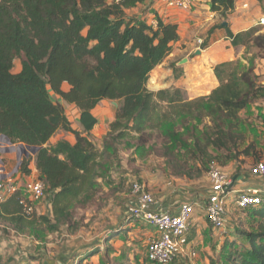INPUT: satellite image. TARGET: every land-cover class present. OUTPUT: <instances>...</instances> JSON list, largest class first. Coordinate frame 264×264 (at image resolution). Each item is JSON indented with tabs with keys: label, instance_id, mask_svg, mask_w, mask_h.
<instances>
[{
	"label": "trees",
	"instance_id": "obj_1",
	"mask_svg": "<svg viewBox=\"0 0 264 264\" xmlns=\"http://www.w3.org/2000/svg\"><path fill=\"white\" fill-rule=\"evenodd\" d=\"M144 2L0 0V134L14 144L39 148L34 156H22L16 176L25 183L29 180L33 158L34 178L45 185L44 197L36 206L45 198L52 205L51 215L38 214L37 208L27 214L18 192L2 202L0 222L11 223L21 233L32 230L37 239L70 222L73 207L96 193L108 153L116 155L112 144L133 133L144 140L152 130L161 132L167 139L164 157L176 177L198 178L203 165L222 158L225 164L240 155L238 145L244 137L238 132L240 115L253 102L264 100V83L256 73L254 56L215 65L219 85L208 96L190 100L180 89L152 92L148 88L151 72L171 55L180 34L178 24L156 14L153 24L144 16L127 13ZM235 2L210 0L211 10L225 17ZM218 27L224 28L222 23ZM225 28L233 46L264 48L259 28L236 35ZM202 45L207 42L203 40ZM17 59L20 65L15 71ZM102 100L120 104L100 149L91 131L98 123L93 110ZM67 104L79 109L78 129L73 128ZM205 119L212 124H204ZM61 132L74 135L75 141L61 137L52 142ZM126 143L143 158L154 151L146 150L144 142ZM250 145L244 153H250ZM209 148L228 154L215 155ZM191 159L200 162L202 170L197 174L189 167ZM249 217V230L235 229L243 247L226 240L223 263L264 264V201L252 207ZM211 263L219 264L213 258Z\"/></svg>",
	"mask_w": 264,
	"mask_h": 264
},
{
	"label": "rangeland",
	"instance_id": "obj_2",
	"mask_svg": "<svg viewBox=\"0 0 264 264\" xmlns=\"http://www.w3.org/2000/svg\"><path fill=\"white\" fill-rule=\"evenodd\" d=\"M245 3L248 4L247 7H243ZM235 6L237 9L228 11L227 15L221 16L219 20L229 21L235 29L244 27L248 23L253 24L259 28L257 34H264V27L258 25V19L264 13V1L236 0ZM203 31L204 29L199 30V38H202L200 36L204 33ZM197 44L199 45L198 40ZM260 44H263L262 41ZM252 56L255 58L256 73L260 75L261 82L264 83V48L261 49L254 45L245 48L242 57L249 59ZM19 65L17 59L15 71L19 70ZM64 88L67 90L69 87L65 86ZM109 103L113 105L114 102L109 101ZM65 107L73 128H76V125H79L76 119L77 114L74 113L76 109L69 104ZM113 108L115 109V105ZM204 124L210 126L212 123L209 119H205ZM237 126L238 132L244 136L243 141L238 145V150L241 151L240 155L234 160L226 161L225 164H223L224 159L222 158L208 163L207 167L203 165V173L198 178H193L199 188H209L208 171L213 163L222 167L232 179L237 173L241 176L255 178L252 175L254 166L264 161V100L253 102L248 109L243 111ZM109 131L110 124L107 125V132L101 140H95L91 135L97 148L103 149L104 140ZM149 133L151 135H146L144 140H141L137 133H133L132 137L111 143L110 149L111 151L116 150V155L114 154L112 157L108 153L110 159L106 163L103 176L98 180L96 193L90 200L77 203L73 207L70 222L61 223L58 230L47 233L43 239H37L32 230L25 233V239H31L33 242L24 248L27 263L58 264L60 261L58 258L61 257H63L64 264L149 263L146 245L150 236L155 233V227L142 220H126L128 202L132 196V185L135 181L143 182L154 196H158L164 192L162 188L166 184L170 183L172 189L177 183L176 179L190 180H187L186 177L173 176L172 168L164 157L167 139L158 129ZM62 135L73 142L74 135L62 132L55 139L63 137ZM127 140L133 146L141 145L144 142L146 150L153 148L154 151H150L143 158L137 152L136 147L126 145ZM249 145L252 146L250 153H244L243 150ZM209 151L215 155L228 154L227 151L220 150L218 152L214 148H209ZM18 152V149L12 151L13 156L15 157ZM13 161L16 163L15 159ZM189 167L196 170L195 174L202 170L200 162L195 159L190 160ZM34 177L26 179L30 180ZM50 206L52 205L48 198L43 199L37 207V213L43 212L51 215L52 207ZM251 210L252 208L240 209L234 203H230L225 231L214 230L208 223L204 211L200 212L201 220L198 221V225L192 226L188 233L189 252L192 250L196 255L182 254L171 264H212V258L219 264H225L221 258L223 244L226 240H230L237 242L239 249L243 247V240L235 235V229L238 227L245 230L250 229L249 214ZM38 226L40 227V225ZM0 264H2L1 260Z\"/></svg>",
	"mask_w": 264,
	"mask_h": 264
},
{
	"label": "crops",
	"instance_id": "obj_3",
	"mask_svg": "<svg viewBox=\"0 0 264 264\" xmlns=\"http://www.w3.org/2000/svg\"><path fill=\"white\" fill-rule=\"evenodd\" d=\"M245 5L248 6L245 3L243 7H247ZM234 9H237V7L235 6ZM127 13L134 16H144L149 23L156 24V18L159 17L165 22L178 24L180 39L174 44L173 52L164 63L158 65L151 72L148 88L155 93L161 90L172 91L180 89L185 98L190 100L208 96L219 85L214 72L215 65L224 61L243 59L242 54L246 47L233 46L232 38L228 36V29L225 27L227 26L235 35L254 27L253 24L250 25L248 23L244 27L235 29L229 21L219 20L221 14L211 10L210 0H196L190 10L170 8L163 0H145L143 4L128 9ZM224 22L227 25H224ZM221 23L224 28L218 27ZM214 26L215 28L210 33L209 30ZM201 29H204V33L200 36L202 38H199L198 34H200L199 30ZM199 39L206 41L207 45L205 47L198 45L197 40ZM178 52L180 53L177 56ZM109 101L112 100H102L93 110V114L98 120V123L91 131V135L94 136L95 140L103 138L107 132V125L115 119V111L120 102L112 101L114 102L112 105ZM114 105L115 109L113 108ZM71 106L76 109L77 112L74 111V113L77 114L76 119L79 120V110L76 106L72 104ZM77 122L79 125H76V129L80 128V123L79 121ZM54 139L52 142L57 140L55 139L54 141ZM74 141L75 137L73 136ZM29 154L34 156L35 153L30 151ZM23 155L25 156L24 153ZM17 157V155L14 157L13 153L4 155L8 169L16 166L17 163H14L13 159L17 161ZM30 167L32 173L29 177H34L37 170L33 158ZM176 180L177 183L172 189L170 188V183H168L164 186L165 188H162L164 190L162 194L154 196L157 202L156 207L169 210L172 213H178L183 203L190 202L194 205L199 203L201 206L195 209L189 227L190 230L192 226H195L201 220L199 214L204 211V203L210 193V186L208 189H201L193 179H187L189 181ZM263 186L261 180L250 178L246 175H240L234 182V187L236 188ZM1 205L3 203L0 204V209L3 210L4 207ZM2 214L7 218L11 217V215L4 212ZM41 214L44 213L41 212ZM25 237L26 234L15 230L11 223L0 222V260L2 264H29L26 261L27 258H25L24 248L28 244L30 245L32 241L31 239H25ZM58 260H60L58 264H64L63 257L58 258Z\"/></svg>",
	"mask_w": 264,
	"mask_h": 264
},
{
	"label": "built area",
	"instance_id": "obj_4",
	"mask_svg": "<svg viewBox=\"0 0 264 264\" xmlns=\"http://www.w3.org/2000/svg\"><path fill=\"white\" fill-rule=\"evenodd\" d=\"M163 1L170 8L190 10L196 0ZM258 25L264 27V13L259 17ZM198 43L202 45L203 40L199 39ZM17 149L19 151L16 153L17 164L14 168L8 169L7 161L3 155ZM22 156H24L22 144H14L0 134V203L20 192V203L27 214H32L36 210V203L44 197L45 185L43 181L35 178L24 183L21 178L16 176ZM252 175L264 182V161L254 166ZM208 177L210 193L205 200L204 211L214 230L225 231L230 203H234L238 208L246 209L260 205L264 201V186L236 188L233 184L231 187L233 179L215 163L211 164ZM131 194L126 220H142L155 227V233L150 236L146 245L149 262L171 264L182 254L196 255L192 250L189 252L188 232L195 209L201 206L199 203L195 205L190 202L183 203L178 213L158 208L153 193L149 191L145 183L140 181L133 183Z\"/></svg>",
	"mask_w": 264,
	"mask_h": 264
},
{
	"label": "water",
	"instance_id": "obj_5",
	"mask_svg": "<svg viewBox=\"0 0 264 264\" xmlns=\"http://www.w3.org/2000/svg\"><path fill=\"white\" fill-rule=\"evenodd\" d=\"M224 25H227V23L224 22ZM38 149H39L38 147L27 146V145H23L22 144V153H24L25 155H28L30 151L33 152V153H36ZM236 179H237V176H234L233 177V182L230 185L231 187L233 186V184L236 181Z\"/></svg>",
	"mask_w": 264,
	"mask_h": 264
}]
</instances>
